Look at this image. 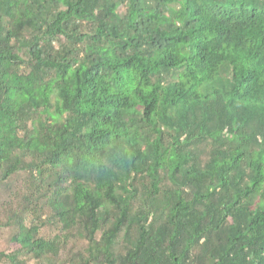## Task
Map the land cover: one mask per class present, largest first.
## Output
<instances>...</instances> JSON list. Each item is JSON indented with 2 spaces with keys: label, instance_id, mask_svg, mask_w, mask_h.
I'll use <instances>...</instances> for the list:
<instances>
[{
  "label": "trees",
  "instance_id": "obj_1",
  "mask_svg": "<svg viewBox=\"0 0 264 264\" xmlns=\"http://www.w3.org/2000/svg\"><path fill=\"white\" fill-rule=\"evenodd\" d=\"M231 1L0 0V264H264V0Z\"/></svg>",
  "mask_w": 264,
  "mask_h": 264
},
{
  "label": "rangeland",
  "instance_id": "obj_2",
  "mask_svg": "<svg viewBox=\"0 0 264 264\" xmlns=\"http://www.w3.org/2000/svg\"><path fill=\"white\" fill-rule=\"evenodd\" d=\"M122 9H119V12H121ZM44 218H47V214L44 215ZM43 231L45 232H48L49 234L51 233H57V232H60V228L59 226L56 224V223H51V224H48L46 228L43 229ZM5 240V239H4ZM8 243H6V241L4 242L2 239L0 240V246H7Z\"/></svg>",
  "mask_w": 264,
  "mask_h": 264
},
{
  "label": "clouds",
  "instance_id": "obj_3",
  "mask_svg": "<svg viewBox=\"0 0 264 264\" xmlns=\"http://www.w3.org/2000/svg\"><path fill=\"white\" fill-rule=\"evenodd\" d=\"M227 3H230V4H234L235 2L231 1V0H223L222 2V6H225ZM233 6H237V4L233 5Z\"/></svg>",
  "mask_w": 264,
  "mask_h": 264
}]
</instances>
